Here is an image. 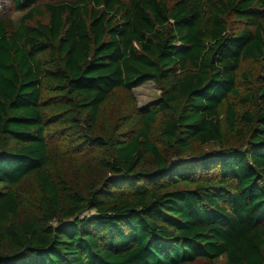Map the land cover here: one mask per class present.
<instances>
[{
	"label": "trees",
	"instance_id": "obj_1",
	"mask_svg": "<svg viewBox=\"0 0 264 264\" xmlns=\"http://www.w3.org/2000/svg\"><path fill=\"white\" fill-rule=\"evenodd\" d=\"M1 1L0 264H264V0Z\"/></svg>",
	"mask_w": 264,
	"mask_h": 264
},
{
	"label": "rangeland",
	"instance_id": "obj_2",
	"mask_svg": "<svg viewBox=\"0 0 264 264\" xmlns=\"http://www.w3.org/2000/svg\"><path fill=\"white\" fill-rule=\"evenodd\" d=\"M0 6H2V8H0V15L6 13L8 16L13 18H18L22 15L21 13H17L16 11H13V8L12 6H10V3L8 1L5 4L4 1H1ZM134 94L139 107L144 108L152 104L153 102L158 101L161 96V91L154 83L148 82L143 86L137 88ZM70 156L69 155L65 156L63 158L64 161L62 163H58L59 168L57 174L62 177H66L68 180L73 181L74 183L80 182L81 184L84 185L88 179L93 178L96 174V170H97L96 158L95 156L94 158H87L81 156L78 158H73ZM36 187L37 185L34 182L32 181L28 182V184L25 185V191H26L25 194L28 197H31ZM223 263L224 262H222L221 264Z\"/></svg>",
	"mask_w": 264,
	"mask_h": 264
}]
</instances>
